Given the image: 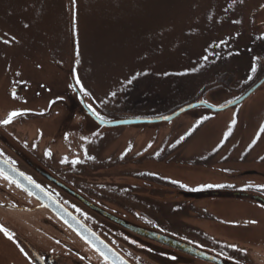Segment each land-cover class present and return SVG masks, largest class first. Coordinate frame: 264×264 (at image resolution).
<instances>
[{
	"label": "rangeland",
	"instance_id": "374dc122",
	"mask_svg": "<svg viewBox=\"0 0 264 264\" xmlns=\"http://www.w3.org/2000/svg\"><path fill=\"white\" fill-rule=\"evenodd\" d=\"M263 76L264 0H0V121L20 113L1 142L75 145L125 203L176 228L264 237V82L209 109ZM74 89L104 121L207 106L101 126Z\"/></svg>",
	"mask_w": 264,
	"mask_h": 264
},
{
	"label": "flooded vegetation",
	"instance_id": "af4514ba",
	"mask_svg": "<svg viewBox=\"0 0 264 264\" xmlns=\"http://www.w3.org/2000/svg\"><path fill=\"white\" fill-rule=\"evenodd\" d=\"M74 91L81 105L78 92ZM3 125L0 122V129ZM1 137V160L67 209L131 264H264V237L252 240L249 245L225 235L215 225H212L215 230L208 231L210 234L196 227L167 225L158 213L152 215L146 208L125 203V196L113 187L114 178L99 170L100 158L93 154L78 155L75 145H67L69 149L65 153L62 146L1 142L8 141ZM123 177L138 176L124 174ZM208 194L216 195V192L204 188L201 196ZM122 221L138 230L125 227ZM0 228L3 229L0 230V264H111L58 215L3 173ZM139 230L161 233L218 260H201L141 235ZM226 248L233 251L224 252L222 249Z\"/></svg>",
	"mask_w": 264,
	"mask_h": 264
},
{
	"label": "water",
	"instance_id": "95a60500",
	"mask_svg": "<svg viewBox=\"0 0 264 264\" xmlns=\"http://www.w3.org/2000/svg\"><path fill=\"white\" fill-rule=\"evenodd\" d=\"M263 82H264V76L257 83L251 86V88H249L246 92H244V94H242L239 98L223 106H220V107H210L209 106V109H211L212 111H221L231 106H234L242 102L243 100H245ZM198 106H207V105L204 102H194V103L180 107L179 109H177L175 112L171 114L160 116V117L133 118V119L110 121V122L103 121L97 118L88 109H86V112L99 125L118 126V125L136 124V123H157L161 121H170L174 119L175 117H177L178 115H180L181 113L189 109L198 107ZM165 117L167 119H165ZM0 171L3 174L7 175L12 180H14L18 185H20L26 191H28L38 202H40L42 205L46 206L48 209H50L52 212L58 215L59 218H61L64 222H66L68 226H70L77 234H79L83 239H85L92 247H94L111 264H131L129 261L124 259L117 251H115L112 247H110L105 241H103L98 235H96L92 230H90L87 226L81 223L76 217H74L67 209H65L63 206H61L56 201H54L51 197H49L47 194L41 191L31 181L26 179L18 171L13 169L9 164H7L1 159H0ZM121 223L122 225H124L125 227L129 229H132V230L136 229V227H133L132 225H129L128 223H125L123 221ZM139 231L141 232V235H146L147 237H150L154 240L160 241L167 245H171L174 248L184 251L188 253L189 255L197 257L201 260L213 261V262H215V260H218L216 257H214L211 254H208L202 250H199L191 245L179 242L161 233H156L153 231L150 232L146 230H139Z\"/></svg>",
	"mask_w": 264,
	"mask_h": 264
},
{
	"label": "snow or ice",
	"instance_id": "6c2138e0",
	"mask_svg": "<svg viewBox=\"0 0 264 264\" xmlns=\"http://www.w3.org/2000/svg\"><path fill=\"white\" fill-rule=\"evenodd\" d=\"M85 94H87V93H85ZM20 113H17V112H12V113H10L9 114V116H8V119H6V120H4V121H0V122H2V123H9L11 120H12V118H14L15 116H17V115H19ZM165 119H167L166 117H165ZM46 155H48L49 153H45ZM73 163H77V161H73ZM0 175H2V173H0ZM38 187V186H37ZM0 230H3L2 228H0ZM5 235H9V239H11V236H10V234H8L7 232H5Z\"/></svg>",
	"mask_w": 264,
	"mask_h": 264
},
{
	"label": "trees",
	"instance_id": "16d2710c",
	"mask_svg": "<svg viewBox=\"0 0 264 264\" xmlns=\"http://www.w3.org/2000/svg\"><path fill=\"white\" fill-rule=\"evenodd\" d=\"M153 104V102H150V105H152ZM156 104V103H155Z\"/></svg>",
	"mask_w": 264,
	"mask_h": 264
}]
</instances>
